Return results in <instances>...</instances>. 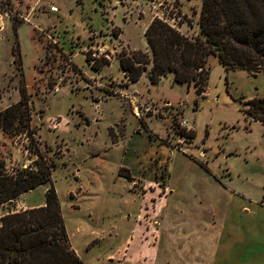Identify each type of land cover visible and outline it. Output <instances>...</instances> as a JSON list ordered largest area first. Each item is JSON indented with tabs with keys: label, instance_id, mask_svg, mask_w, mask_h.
Segmentation results:
<instances>
[{
	"label": "rangeland",
	"instance_id": "1",
	"mask_svg": "<svg viewBox=\"0 0 264 264\" xmlns=\"http://www.w3.org/2000/svg\"><path fill=\"white\" fill-rule=\"evenodd\" d=\"M200 5L0 0V112L22 100L29 114L28 133L0 131V166L52 161L50 182L0 218L53 187L85 264H264V123L248 112L264 73L209 56L199 90L172 73L152 83L150 65L131 82L119 65L151 57L155 19L195 38Z\"/></svg>",
	"mask_w": 264,
	"mask_h": 264
},
{
	"label": "trees",
	"instance_id": "2",
	"mask_svg": "<svg viewBox=\"0 0 264 264\" xmlns=\"http://www.w3.org/2000/svg\"><path fill=\"white\" fill-rule=\"evenodd\" d=\"M198 34L188 38L158 19L144 36L151 57L133 52L119 65L131 82L146 67L152 83L167 73L179 84H205L206 58L215 57L226 70L264 73V0H200ZM88 60V59H87ZM248 112L264 123V98L253 99ZM26 102L0 112V131L29 132ZM51 165L21 168L9 174L0 166V206L51 180ZM0 264H85L71 249L53 187H47L42 206L7 213L0 218Z\"/></svg>",
	"mask_w": 264,
	"mask_h": 264
},
{
	"label": "built area",
	"instance_id": "3",
	"mask_svg": "<svg viewBox=\"0 0 264 264\" xmlns=\"http://www.w3.org/2000/svg\"><path fill=\"white\" fill-rule=\"evenodd\" d=\"M51 10H52V11H56V8L51 7ZM100 52H104V47H102V46L99 47L98 52H97V51H93V53L91 54V56H92L93 58H96L97 55L100 54Z\"/></svg>",
	"mask_w": 264,
	"mask_h": 264
},
{
	"label": "crops",
	"instance_id": "4",
	"mask_svg": "<svg viewBox=\"0 0 264 264\" xmlns=\"http://www.w3.org/2000/svg\"><path fill=\"white\" fill-rule=\"evenodd\" d=\"M32 208H34V207H32ZM72 247V246H71ZM73 249V248H72ZM74 251H75V253H76V255H78V253L76 252V250L75 249H73Z\"/></svg>",
	"mask_w": 264,
	"mask_h": 264
},
{
	"label": "water",
	"instance_id": "5",
	"mask_svg": "<svg viewBox=\"0 0 264 264\" xmlns=\"http://www.w3.org/2000/svg\"><path fill=\"white\" fill-rule=\"evenodd\" d=\"M11 204V202H9V204L8 205H10Z\"/></svg>",
	"mask_w": 264,
	"mask_h": 264
}]
</instances>
